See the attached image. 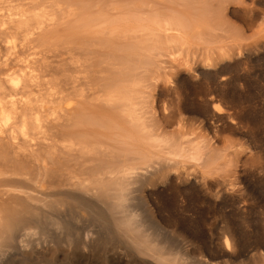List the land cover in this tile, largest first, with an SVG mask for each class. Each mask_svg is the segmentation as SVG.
Wrapping results in <instances>:
<instances>
[{"label": "rangeland", "instance_id": "obj_1", "mask_svg": "<svg viewBox=\"0 0 264 264\" xmlns=\"http://www.w3.org/2000/svg\"><path fill=\"white\" fill-rule=\"evenodd\" d=\"M24 19L32 20L31 37L16 31ZM17 73L36 78L24 79V92L36 90L48 112L26 139L20 120L15 141L0 133V161L17 154L42 189L19 190L29 196L8 203L21 226L13 240L0 241V259L53 247V260L12 264H68L64 250L88 255V264H159L130 253L144 235L183 264H262L264 0H0L1 86L9 89L7 76ZM191 143L212 166L191 152L178 158ZM140 149L149 151L151 167H172L141 190L132 186L129 203L116 206L104 191L109 172L135 164ZM101 179L93 193L72 185ZM129 212L145 233L120 226ZM56 217L66 229H53ZM217 223L235 237L234 250L222 246ZM88 236L96 256L80 249Z\"/></svg>", "mask_w": 264, "mask_h": 264}, {"label": "bare ground", "instance_id": "obj_2", "mask_svg": "<svg viewBox=\"0 0 264 264\" xmlns=\"http://www.w3.org/2000/svg\"><path fill=\"white\" fill-rule=\"evenodd\" d=\"M14 17L15 16L13 15V18ZM22 17H24V15H22ZM22 17H20V19H22ZM12 20L14 21L16 19H12ZM16 21H18V20H16ZM31 21L32 20H25V19L22 20L21 22L18 23V26L16 25V27H17L16 28V31L17 32H22V33H25V34L28 33L27 36L29 35L31 37V35H33V33L31 35H30V33L34 30L33 29L34 27L31 28L32 27V24H33L32 23L30 25V22ZM13 23L16 24L17 22L14 21ZM37 26H39V25L37 24ZM170 26H172V24L171 25L170 24L168 25L169 28H170ZM174 29H175V26H174ZM26 65L29 66L28 64H26ZM26 70L29 71L30 68L29 67H26ZM26 70L23 71L25 74H26ZM31 71L34 72V70H31ZM27 73H29V72H27ZM29 76H31V75H29ZM31 77L29 78V77H26L25 76V78H23L22 75H19L18 73H17V75H13V76L11 74V75L7 76V79L8 80L6 81L7 84L10 86L9 89L8 88L5 89V88H3L1 86V84H4L5 82H3V83L0 84V133H4V130H6L5 132H11L13 141L16 140V137L14 136V127L19 122V120L21 122V125L19 127V130L21 132L22 137L24 139H26V138H28V136H29L28 134H29V131L31 129H34L36 131V130H40L42 128L41 127V120H42L41 115L43 113L46 114L45 111L48 112V110L46 109L47 107L45 106L46 103L45 104H42V102H40V104H42L43 106L42 105H38L39 104V101L36 98H39V96L37 95V93H35L36 90H33V91L30 90L29 92H27L28 94H25V92H24V90L26 89V87H24L25 86L24 85V79L27 80L29 78V80H27L29 82L32 79ZM34 79H36V78H34ZM34 79H32V81H34ZM36 82H34V83H36ZM4 85H6V83ZM35 85H34V87H35ZM5 87H7V86H5ZM34 93L38 97H36V95ZM25 96H27V98ZM17 97L18 98L20 97V98L17 99ZM24 97H25L26 100H24ZM22 98H23L24 101L22 100ZM52 101H54V100L52 99L51 100V103H52ZM48 103L51 104L50 103V100H49ZM20 104H22V105L20 106ZM52 104H55V103L53 102ZM44 107H46V108H44ZM51 107H53V106H51ZM50 109H52V108H50V105H49V110ZM42 110H44V112H42ZM215 110H218V109L215 108ZM49 113H52L53 114L55 112H54V110H52ZM26 114L29 115V118L31 117V121L29 119H27V120L24 119L26 117ZM174 143H175V141H174ZM191 144H192V146L194 145L193 143H191ZM161 145H164L165 146L166 143L161 142ZM167 145H168V143H167ZM135 146L138 147L137 145H135ZM148 146L150 147L149 143H148ZM195 147H197V146H195ZM162 148L163 149L160 148V150L163 151L164 150V147L162 146ZM182 148H180L181 150L178 149V151H176V153L177 152L180 153V154H176V155H179L178 158H181L183 155H186L187 153H190L191 152V154H189V156L191 155V159L194 160V161H196L197 163L198 162L199 163H202V164H205L206 163V165H207V161L208 162L211 161V160L210 161L209 160H205V159H207L205 157L206 155L205 156L203 155V153H202L203 151L201 149H198L199 147L194 148V146H193V149L192 150L189 147L190 148L189 151L187 149L185 150V148H183V149ZM176 150H177V148H176ZM140 151H142V152H140V153L137 152L139 155L136 154L138 156V159H137V161H136L135 164H131V165H128V166H125V167H122V168L120 167L121 169H119V168L118 169H113V170H111L109 172V175L110 176H113V178L111 179V182H110L109 185H104V191H112L114 193L113 201H114V204L116 206H123V205H125V204L127 205V203H129V202H127V200H129L128 197H129L130 190H131L132 186H137V189L138 190H141L145 186H148V185L152 184V182L154 180L164 178V172H166L168 169H170V167H172V166H168L170 164H167V165H164L163 164L164 166H160L161 164H159L157 166L155 165V167H151L152 164L150 165L149 163H150V161H151L152 158H150L151 155L148 154L149 151L146 150L147 153L144 151V149L143 150L140 149ZM173 153L175 155V152H173ZM169 154H172V152L169 153ZM15 155L16 156H15V159L14 160L11 159L8 162L0 161V231H1L0 241L3 238H4V240H6L5 237L11 238V240H13L12 238L14 237L15 233L18 231V229L21 226L20 220L18 219L16 213L15 212L14 213L13 212H10V210H9L10 208H8V205H9L8 203L11 202V200H15L16 201L17 199H23L20 196L21 194H23V197H27V196H29V193L30 192H32V191H39L40 189H42L41 188L42 187L41 185L39 186V185L33 183L35 180H34V177L31 174V172L30 171H26V169L22 166V164H20V162L17 160L18 155L17 154H15ZM169 156H171V155H169ZM187 160L188 159L186 158V161ZM192 160H191V162H192ZM164 161H165V159H164ZM164 161L162 163H164ZM169 163H170V161H169ZM212 163H213V161H211V163H210L209 166H212L211 165ZM183 168H185V167H183ZM171 170H173V169H171ZM171 170H169V171H171ZM176 176H179V175H176ZM165 177H166V175H165ZM207 179L209 180L210 178H207ZM104 180L101 179V180H99L100 182H95L94 184L91 183V182H89V183H83V184L73 183L72 185L74 187L78 186V188H81V187H82V189L84 188L87 193L88 192L93 193L94 191H96L97 189H99V187L96 186V185H100V187H101V185L104 183ZM203 181H204V179H202V182ZM38 184H39V182H38ZM205 184L206 183H204V186L207 185V184L206 185ZM43 189H45L44 186H43ZM82 189H81V191H82ZM19 190H25L26 192H29V193L19 192ZM16 191H18V192H16ZM79 192H80V190H79ZM13 203L14 202H12V204ZM86 205L90 209L95 210L97 213L98 212L99 213L102 212V209L103 208H100V209L99 208H96L95 209V207L94 208L91 207L92 205H89L87 203H86ZM13 206L14 205H12V207ZM144 214H145L146 218L148 219L149 217L146 215V211L145 210H144ZM209 214H210V216L212 218V211H210ZM104 215H105V219H106L105 221H108L107 220L108 218L106 217V214L105 213H104ZM119 221H120V226H122L127 231L133 229L136 232H140L142 234L145 233L144 230H143V228H142V225L144 224V222L141 220L140 216L137 215V213H131V212L126 213V214H124L121 217V219ZM150 222H152V220ZM50 224H51V226L53 227V229L56 232L61 231V230H64V229L67 228L65 226V222H63L60 219H57V217H56V219H53L50 222ZM213 226H214V224H213ZM215 226H216V223H215ZM217 226H220L218 228L219 229L218 232H220L219 234H220V239L222 240L221 241L222 242V246L227 251L228 250H234L235 249V246H236V243H235L236 240H234L235 237H233L232 235L229 234L228 227L227 226H224V225L221 226L219 223H217ZM210 229H212V224L210 226ZM87 235H89V233ZM58 237L61 238L60 235ZM60 238H58V240ZM66 240H67V238H66ZM217 240H219V239L217 238ZM68 241H70V239ZM29 242L30 241H28V244H29ZM78 242H79V240H78ZM67 245H68V243H67ZM79 246H80V249H82L83 251H88L90 254H93V253L95 254L96 253L97 245H96L95 240L92 237L90 238L88 236L86 239L82 240ZM137 246L139 247L138 250H135V249H131L130 250L129 249V251H130L131 254L132 253H135L137 255H143L144 253H148V254L151 255V257H156V259H157V261H158L159 264H183L178 257H172V256H169L168 257L165 254L159 253L157 251L156 247H154V246L151 245L150 241L147 239V236L144 237V235H143V238H141V240L138 241ZM1 248H3V247H1ZM36 248H38V246H36ZM104 248H106V247H104ZM3 250L1 249L0 251L3 252ZM32 251H35V250H32ZM32 251H25V252H23V254H21V251H20V253L16 254L17 256H14L15 259L6 260V261L0 259V264H12L14 260L18 259V257H21V259L27 260V261L28 260H31L35 256H37V258L48 257L49 260L50 259L53 260L54 257H55V254H56L55 253V250L53 249V247H45L44 251H37V250L35 252H32ZM71 252H72L71 250H64V253H63L65 255L64 257L69 262L68 264H88V261H89L88 255L83 254L82 256L75 257V254H72ZM0 255H1V253H0ZM95 256H96V254H95ZM0 257H2V256H0ZM11 258H13V257H11ZM259 258H260L261 263L264 264V253L262 255H260ZM19 260L20 259H18V261ZM21 263L24 264V262H21ZM100 264H116V263L113 260H108L107 258H102L100 260ZM143 264H149V263L147 261H143ZM197 264H204V263L199 262Z\"/></svg>", "mask_w": 264, "mask_h": 264}]
</instances>
